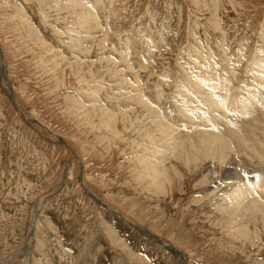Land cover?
<instances>
[{
    "label": "rangeland",
    "instance_id": "374dc122",
    "mask_svg": "<svg viewBox=\"0 0 264 264\" xmlns=\"http://www.w3.org/2000/svg\"><path fill=\"white\" fill-rule=\"evenodd\" d=\"M0 49V264H264V220L233 238L209 173L172 159L152 180L142 118L198 59L232 67L237 104L264 68V0H0Z\"/></svg>",
    "mask_w": 264,
    "mask_h": 264
},
{
    "label": "bare ground",
    "instance_id": "6f19581e",
    "mask_svg": "<svg viewBox=\"0 0 264 264\" xmlns=\"http://www.w3.org/2000/svg\"><path fill=\"white\" fill-rule=\"evenodd\" d=\"M194 62L198 64L194 66ZM194 62L193 65L185 64L188 68L180 82L175 80L176 90L188 87L189 83V89L193 91L186 89L185 96L178 94L170 100L168 97L160 99L161 94L147 100L158 104L153 106L154 112L146 108L149 115L142 117L147 123L148 137L157 146L154 160L158 162L147 163L143 159V164L151 169L152 180L159 183L167 177V160L182 159L185 165H193L197 172L209 173L208 191L223 218L230 219L228 225L234 226L233 238L247 239L253 245L255 234L249 224L259 216L264 220V188L254 189L244 185V180L264 174V132H261L264 121L260 120L264 113L260 116L254 105L261 99L258 107L264 108V68L253 69L261 78L248 76L236 104L231 102L235 97L232 92L237 90L233 87L236 79L232 67L205 66L200 59ZM3 67L0 60L2 73ZM218 68L227 72L219 70L218 74L214 70ZM149 103L148 106L152 107ZM233 109L235 113L232 115L230 110ZM215 110L217 112L213 113ZM130 111L122 113L124 119L130 118ZM161 153L163 157H160ZM222 157L227 159L223 162L215 160Z\"/></svg>",
    "mask_w": 264,
    "mask_h": 264
},
{
    "label": "water",
    "instance_id": "95a60500",
    "mask_svg": "<svg viewBox=\"0 0 264 264\" xmlns=\"http://www.w3.org/2000/svg\"><path fill=\"white\" fill-rule=\"evenodd\" d=\"M2 57H3V55H2V52H1V49H0V60H1V63H2ZM3 73H2V77H3V79L5 80V82H7L8 83V78L5 76V74H4V67H3ZM2 72V71H1ZM8 85V87H9V92H10V96H11V98H12V101L14 102V100H13V92H12V88H11V86L9 85V83L7 84ZM62 143H65V142H63V141H61Z\"/></svg>",
    "mask_w": 264,
    "mask_h": 264
}]
</instances>
